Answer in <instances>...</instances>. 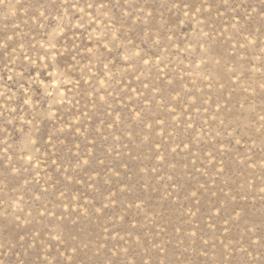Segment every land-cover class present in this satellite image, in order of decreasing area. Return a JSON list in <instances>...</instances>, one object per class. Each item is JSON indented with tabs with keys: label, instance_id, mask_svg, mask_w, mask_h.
<instances>
[{
	"label": "rangeland",
	"instance_id": "374dc122",
	"mask_svg": "<svg viewBox=\"0 0 264 264\" xmlns=\"http://www.w3.org/2000/svg\"><path fill=\"white\" fill-rule=\"evenodd\" d=\"M0 264H264V0H0Z\"/></svg>",
	"mask_w": 264,
	"mask_h": 264
}]
</instances>
